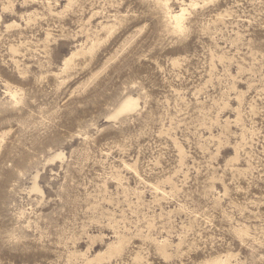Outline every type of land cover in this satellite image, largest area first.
<instances>
[{
  "label": "rangeland",
  "instance_id": "374dc122",
  "mask_svg": "<svg viewBox=\"0 0 264 264\" xmlns=\"http://www.w3.org/2000/svg\"><path fill=\"white\" fill-rule=\"evenodd\" d=\"M0 264H264V0H0Z\"/></svg>",
  "mask_w": 264,
  "mask_h": 264
},
{
  "label": "bare ground",
  "instance_id": "6f19581e",
  "mask_svg": "<svg viewBox=\"0 0 264 264\" xmlns=\"http://www.w3.org/2000/svg\"><path fill=\"white\" fill-rule=\"evenodd\" d=\"M194 4V3H193ZM186 12V8L182 7L177 12L171 13L170 18L174 21L177 29H182V21Z\"/></svg>",
  "mask_w": 264,
  "mask_h": 264
}]
</instances>
